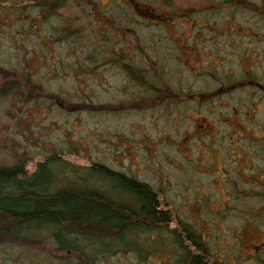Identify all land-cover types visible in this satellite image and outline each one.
Returning a JSON list of instances; mask_svg holds the SVG:
<instances>
[{"label":"rangeland","instance_id":"obj_1","mask_svg":"<svg viewBox=\"0 0 264 264\" xmlns=\"http://www.w3.org/2000/svg\"><path fill=\"white\" fill-rule=\"evenodd\" d=\"M175 1L178 19L169 21L172 11L151 2L156 8L146 6L147 17L155 12L154 18L165 25L148 23L152 27L143 29L159 54L163 50L167 54L169 68L180 70L176 77L181 75L182 85L189 84L193 90L187 98L183 95L185 101L178 105L164 102L144 106L152 103L148 98L151 92L131 83L119 70L97 68L98 62L84 60L99 38L92 32L97 25L95 20L83 17L79 10H64L78 19L73 24L78 37L72 46L48 41L38 48L40 42L32 40L31 35L39 33L46 38L50 27L43 25L39 16L34 20L25 15L28 20L22 25L13 15L1 11L0 20L4 21L0 23V66L29 74L46 94L30 101L0 98V164L11 163L24 153L35 159L53 149L72 164L103 162L150 183L176 213L199 223L210 244L226 261L264 264L249 258L254 246L264 251V198L241 195L239 200H231V189L225 190L227 180L233 179L231 175L243 177L234 180L242 190L254 185L248 183L250 179L243 169L258 168L257 174H264V150L259 145L264 143V87L244 77L235 89L228 86L201 100L197 95L203 86L217 89L222 74H238L249 68L255 74V82L260 80L264 85V17L237 7L236 24L232 19L230 22L241 30L228 39L222 34L213 35L200 23L207 15L194 11L204 5V0ZM193 6L195 10L190 11ZM162 12L167 16H161ZM227 13L223 11L212 20L224 23L228 21ZM57 21L52 20L53 26ZM26 27L31 32L25 31ZM177 32L194 45L195 53L182 58L176 50L167 49L169 37H176ZM21 36L25 40L19 42ZM134 37V33L125 35L127 50L133 46ZM174 54L176 59L171 58ZM204 61L213 64V76L207 72L197 74V69H204ZM80 103L120 106L97 110L76 107ZM244 208L253 212L248 210L246 215H250L245 216L239 212ZM258 208L263 214L254 211ZM239 232L240 242L233 235ZM229 244L237 252L239 249L238 260L237 253L226 251ZM44 248L21 250L13 259L0 256V264H65L48 246ZM99 264H158V260L144 263L132 253L123 252Z\"/></svg>","mask_w":264,"mask_h":264},{"label":"trees","instance_id":"obj_2","mask_svg":"<svg viewBox=\"0 0 264 264\" xmlns=\"http://www.w3.org/2000/svg\"><path fill=\"white\" fill-rule=\"evenodd\" d=\"M263 1L204 0V5L197 7L196 11L194 6L190 7V11H204L207 18L199 22L205 29L213 35L222 34L229 39L230 35L241 30L234 21L237 7L264 17ZM151 2L172 11L169 21L178 19L175 0H0V12L13 15L15 21L22 22V25H25L28 16L34 20L39 16V21L42 20L43 25L50 29L46 38L39 33L31 35L32 40L40 42L36 45L38 48L49 44L48 41L72 46L78 37V31L73 26L78 19L64 10H79L83 17L95 20L97 25L92 32L99 38L84 60L98 62L97 68L107 66L119 70L131 83L151 92L148 98L152 103L144 106L164 102L178 105L181 100L185 101L182 96L187 98L193 90L189 84L182 85L181 75L176 77L179 69L175 66L169 68L164 50L159 54L149 43L143 28L165 25L154 18L155 12L150 11L152 16L147 17L145 7L156 8ZM223 11L224 14L228 12L225 17H231H227L228 21L218 24L212 20ZM167 14L162 12L160 15L166 17ZM53 19L58 20L55 26ZM231 19L235 24L230 22ZM3 21L0 20V23ZM25 31L31 32L28 27ZM128 33H134L135 42L127 50L125 47L129 43L125 35ZM181 37L178 32L176 37H169L167 49L176 50L178 57L182 58L190 52L195 53L192 49L194 45ZM178 38L182 39V43ZM24 40L23 36L18 37L19 42ZM171 58L176 59V54ZM144 59L149 63H145ZM208 64L204 61V69H197V74L205 75L207 72L213 76L216 71L213 72V64ZM244 77L250 83L264 87L260 80L255 82V74L250 68L238 74L229 71L221 75L217 89L209 85L199 89V100L211 98L218 91L227 90L228 86L231 89L239 87ZM44 94L45 89L29 74L0 66V98L18 97L30 101ZM196 103L200 104L199 101ZM119 106L80 103L76 107L103 110ZM259 145L264 150V143ZM248 170H251L250 175L245 173ZM242 171L248 175V183L254 185L242 190L234 180L243 177L231 175L232 182L227 180L225 187V190L231 189V200H239L242 196L264 198V174H257L259 169L251 167ZM248 210L252 211L244 208L239 212L249 216L246 215L250 213ZM254 211L264 213L260 212V208ZM233 235L240 242L241 232ZM209 241L208 234L200 229L197 221L176 213L150 183L103 162L90 161L82 166L72 164L53 149L35 159L24 153L11 163L0 164L1 258L13 259L21 250L32 252L40 246L44 250L48 246L65 264H99L123 252L132 253L144 263L156 258L158 264H234L226 261ZM254 248L249 258L257 263L264 262V251L258 246ZM226 251L237 253L235 260L240 258L241 253L239 249L238 252L233 249V244H229Z\"/></svg>","mask_w":264,"mask_h":264}]
</instances>
